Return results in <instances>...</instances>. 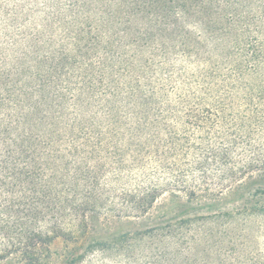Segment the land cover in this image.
I'll use <instances>...</instances> for the list:
<instances>
[{
    "label": "rangeland",
    "instance_id": "obj_1",
    "mask_svg": "<svg viewBox=\"0 0 264 264\" xmlns=\"http://www.w3.org/2000/svg\"><path fill=\"white\" fill-rule=\"evenodd\" d=\"M0 264H264V0H0Z\"/></svg>",
    "mask_w": 264,
    "mask_h": 264
},
{
    "label": "trees",
    "instance_id": "obj_2",
    "mask_svg": "<svg viewBox=\"0 0 264 264\" xmlns=\"http://www.w3.org/2000/svg\"><path fill=\"white\" fill-rule=\"evenodd\" d=\"M229 1H227V3H228ZM204 7H206V9H207V6L206 5H204ZM233 12H237L236 10H234Z\"/></svg>",
    "mask_w": 264,
    "mask_h": 264
}]
</instances>
